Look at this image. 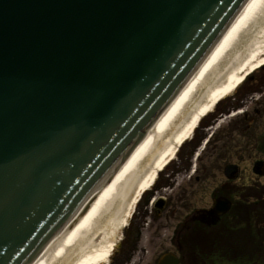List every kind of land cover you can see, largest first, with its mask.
<instances>
[{"label":"water","instance_id":"95a60500","mask_svg":"<svg viewBox=\"0 0 264 264\" xmlns=\"http://www.w3.org/2000/svg\"><path fill=\"white\" fill-rule=\"evenodd\" d=\"M243 1L0 0V264L58 252Z\"/></svg>","mask_w":264,"mask_h":264},{"label":"bare ground","instance_id":"6f19581e","mask_svg":"<svg viewBox=\"0 0 264 264\" xmlns=\"http://www.w3.org/2000/svg\"><path fill=\"white\" fill-rule=\"evenodd\" d=\"M264 63V0H250L64 245L46 264H106L141 195L196 123ZM206 114V115H207Z\"/></svg>","mask_w":264,"mask_h":264},{"label":"rangeland","instance_id":"374dc122","mask_svg":"<svg viewBox=\"0 0 264 264\" xmlns=\"http://www.w3.org/2000/svg\"><path fill=\"white\" fill-rule=\"evenodd\" d=\"M264 67L203 117L175 158L158 173L153 186L141 195L128 223L117 232L114 250L106 264H116L140 234L138 251L128 264H154L158 254L174 251L173 234L193 212L208 207L210 195L226 182L224 169L233 163L236 144L264 137V89L248 90ZM262 119L259 121V118ZM251 118L253 123L250 124ZM165 199L166 207L156 215L153 203ZM125 244V247H124ZM145 251L142 255L140 250ZM128 250V248H127Z\"/></svg>","mask_w":264,"mask_h":264},{"label":"flooded vegetation","instance_id":"af4514ba","mask_svg":"<svg viewBox=\"0 0 264 264\" xmlns=\"http://www.w3.org/2000/svg\"><path fill=\"white\" fill-rule=\"evenodd\" d=\"M252 82L248 90L262 91L264 72ZM256 112L264 115V106ZM254 121L251 118L250 124ZM223 174L226 182L210 195L208 207L199 211L207 212L215 198L226 195L228 212L209 225L186 218L177 229L180 232L171 239L177 250L158 254L154 264L167 255L176 257L178 264H237L239 254L247 264H253L254 257H260L259 262L264 264V137L237 143L233 163ZM140 236L137 234L130 246L125 243V254L116 264L131 261V255L138 251ZM140 252L145 255L143 249Z\"/></svg>","mask_w":264,"mask_h":264}]
</instances>
